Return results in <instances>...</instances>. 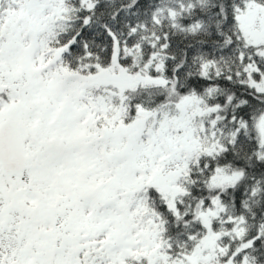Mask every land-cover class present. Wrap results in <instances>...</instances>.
Returning <instances> with one entry per match:
<instances>
[{
  "label": "snow or ice",
  "instance_id": "6c2138e0",
  "mask_svg": "<svg viewBox=\"0 0 264 264\" xmlns=\"http://www.w3.org/2000/svg\"><path fill=\"white\" fill-rule=\"evenodd\" d=\"M0 264H264V0H0Z\"/></svg>",
  "mask_w": 264,
  "mask_h": 264
}]
</instances>
